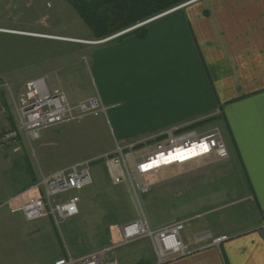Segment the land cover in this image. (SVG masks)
I'll return each instance as SVG.
<instances>
[{
    "label": "crops",
    "instance_id": "1",
    "mask_svg": "<svg viewBox=\"0 0 264 264\" xmlns=\"http://www.w3.org/2000/svg\"><path fill=\"white\" fill-rule=\"evenodd\" d=\"M144 25L147 35L141 40L119 36L91 43L88 37L69 42L20 35L47 47L40 45L36 56L19 65L30 68L27 82L42 79L47 90L63 92L72 104L99 98L106 108L99 118L112 135L100 156L115 144H137L210 119L227 147L226 165L238 173L236 204L243 214L224 229L209 221L192 224L190 239L181 238L191 251L164 264H264V0H197ZM202 233L228 239L200 248L194 238ZM129 245L124 253H112L120 246L100 245L31 264L79 260L106 249L100 264H156L150 242Z\"/></svg>",
    "mask_w": 264,
    "mask_h": 264
},
{
    "label": "rangeland",
    "instance_id": "2",
    "mask_svg": "<svg viewBox=\"0 0 264 264\" xmlns=\"http://www.w3.org/2000/svg\"><path fill=\"white\" fill-rule=\"evenodd\" d=\"M193 2L195 0H190L143 23ZM127 31H123L124 34ZM29 33L69 42H75L76 37H88L92 39L91 43L116 35L95 39L65 0H0V83L6 81L10 87L8 95L12 96L9 98L0 88V264L46 262L61 252L64 256L89 252L100 245H119L120 248L112 253L129 252L132 246L120 243L122 227L139 219L142 213L153 230L183 223L180 236L187 239H190L192 224L209 221L224 229L228 222L241 218L243 208L236 204L237 198L241 197L237 189L238 173L226 165V160L216 162L206 158L164 169L140 182L147 189L144 193L134 194L127 183L114 185L111 172L116 169H110L100 156L109 147L112 135L100 118L86 116L44 130L38 140L19 136L3 142L2 134L14 129L13 103L29 77L30 68L19 64L22 60L30 61L41 46L47 47L20 36H29ZM209 121L184 126L204 133L217 127ZM152 146H137L133 154L139 157ZM80 162H87L90 185L62 196L64 199L79 197L77 216L57 226L52 218L26 222L19 212L11 213L18 206L17 197L23 195L25 198V192L37 177L55 174ZM195 215L200 216L189 223L183 220ZM43 221L48 223L42 224ZM117 240L119 242L113 246ZM142 240L151 243L149 239ZM198 247H202L201 244ZM177 258H169L164 263ZM156 264L161 263L156 260Z\"/></svg>",
    "mask_w": 264,
    "mask_h": 264
},
{
    "label": "built area",
    "instance_id": "3",
    "mask_svg": "<svg viewBox=\"0 0 264 264\" xmlns=\"http://www.w3.org/2000/svg\"><path fill=\"white\" fill-rule=\"evenodd\" d=\"M124 33L97 43L115 39ZM0 88H3L7 95L10 93V87L6 81L2 80ZM8 97L12 96L8 95ZM13 107L16 123L14 129H9L2 134V141L6 143L19 136L38 140L40 133L44 130L56 128L86 116L99 118L106 113V108L98 97H90L72 104L63 92L47 90L44 81L39 78L24 84L15 98ZM146 144H152V149L136 157L133 149ZM228 157V150L218 127L201 133L186 126H179L159 132L140 144L128 146L115 144L113 150L101 158L110 169H116L111 172L112 183L114 185L127 183L136 194L147 190L140 183L143 179L164 169L192 164L206 158L222 162ZM86 166L87 162L76 163L50 176H41L38 182L25 192V198L23 195L17 197L19 207L11 210V213L19 212L26 222L52 218L57 226L77 216L79 197L72 196L64 199L62 196L90 185L91 179ZM183 228V223H176L153 230L142 213L139 219L122 227L120 243L127 245L138 240L149 239L156 260L162 264L169 258L182 257L191 251L189 245L181 240L180 234ZM260 228L264 230V220ZM227 239L226 236L213 238L208 233H202L195 236L194 243L219 247ZM108 251L109 249L92 253L79 260L68 257L66 260H57L54 264H100L101 254Z\"/></svg>",
    "mask_w": 264,
    "mask_h": 264
},
{
    "label": "trees",
    "instance_id": "4",
    "mask_svg": "<svg viewBox=\"0 0 264 264\" xmlns=\"http://www.w3.org/2000/svg\"><path fill=\"white\" fill-rule=\"evenodd\" d=\"M92 36L101 40L129 30L190 0H65ZM147 25L122 35L144 39ZM15 128V124H12ZM146 264V263H141Z\"/></svg>",
    "mask_w": 264,
    "mask_h": 264
},
{
    "label": "bare ground",
    "instance_id": "5",
    "mask_svg": "<svg viewBox=\"0 0 264 264\" xmlns=\"http://www.w3.org/2000/svg\"><path fill=\"white\" fill-rule=\"evenodd\" d=\"M143 24H144V23H143ZM141 26H142V25H141ZM135 28H136V27H135ZM129 30H131V29H129ZM129 30H128V31H129ZM128 31H127V32H128Z\"/></svg>",
    "mask_w": 264,
    "mask_h": 264
}]
</instances>
